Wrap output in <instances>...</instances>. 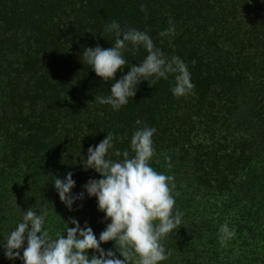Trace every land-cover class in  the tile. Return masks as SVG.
Returning a JSON list of instances; mask_svg holds the SVG:
<instances>
[{
	"label": "trees",
	"instance_id": "1",
	"mask_svg": "<svg viewBox=\"0 0 264 264\" xmlns=\"http://www.w3.org/2000/svg\"><path fill=\"white\" fill-rule=\"evenodd\" d=\"M113 20L180 57L193 90L172 95L170 74L142 81L119 111L96 103L112 82L81 54L114 46L103 31ZM170 21L175 34L161 36ZM146 55L142 47L124 52L133 65ZM137 119L157 130L150 164L173 177L174 211L182 213L162 240L168 259L160 264H264V0H0V240L29 207L48 212L53 237L64 228L59 216L87 221L98 237L107 222L95 197L85 194L70 211L52 182L71 171V191H83L100 178L82 166L88 147L110 132L114 147L128 150L143 126ZM224 223L235 236L222 245ZM0 264L22 262L0 250Z\"/></svg>",
	"mask_w": 264,
	"mask_h": 264
},
{
	"label": "clouds",
	"instance_id": "2",
	"mask_svg": "<svg viewBox=\"0 0 264 264\" xmlns=\"http://www.w3.org/2000/svg\"><path fill=\"white\" fill-rule=\"evenodd\" d=\"M169 23L161 36L175 34V25ZM103 31L114 37V46L84 47L80 59L102 81L112 82L108 95L94 97L96 103L119 111L136 95L142 81L152 78L155 83L167 80L170 74L175 81L170 88L172 95L179 98L193 90L187 65L178 56L166 57L146 31L121 26L116 20L105 24ZM141 47L147 55L140 63L129 64L124 52L134 54ZM124 66L128 67L126 74ZM118 71L121 75L117 79ZM135 123L143 124L139 119ZM156 131L146 124L136 128L128 150L123 152L114 147L118 138L110 132L95 146L90 145L82 166L85 170H94L100 178H90L79 193L71 191L76 184L73 172H67L63 178L55 176L53 187L70 211L85 194L95 197L97 210L107 222L98 237L87 221L81 225L75 217L65 220L58 214L64 228L53 237L45 227L48 212L41 209L38 214L29 207L23 210L15 228L0 240L4 257L9 261L18 259L22 264H160L166 261L168 253L162 240L180 227L182 213L174 211L173 177L157 172L150 164L155 154L152 137ZM165 159L170 161V157ZM219 232L222 245L235 236V229H230L227 223L220 226ZM109 241L113 242V248L101 246Z\"/></svg>",
	"mask_w": 264,
	"mask_h": 264
}]
</instances>
